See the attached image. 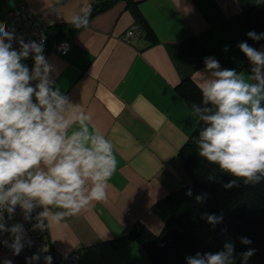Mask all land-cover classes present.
Here are the masks:
<instances>
[{"label": "crops", "instance_id": "obj_1", "mask_svg": "<svg viewBox=\"0 0 264 264\" xmlns=\"http://www.w3.org/2000/svg\"><path fill=\"white\" fill-rule=\"evenodd\" d=\"M105 1L0 0V22L8 9L24 4L50 30ZM128 2L136 6L150 36L135 21ZM262 2L113 0L90 16L86 28L67 38L65 55L44 52L55 68V86L91 116L92 129L111 140L118 161L105 201L50 224L47 241L54 264H69L65 256L73 250L83 264H153L136 241L117 244L116 239L137 225L158 235L163 222L153 204L191 183L177 152L197 123L177 86L189 79L199 89L198 73L209 56L222 68L249 73L251 66L237 45L246 41L264 50V40L246 35L260 33L248 12ZM131 26L136 33L126 41L122 36ZM25 63L31 68L33 60ZM5 261L28 264L0 248V264Z\"/></svg>", "mask_w": 264, "mask_h": 264}, {"label": "clouds", "instance_id": "obj_2", "mask_svg": "<svg viewBox=\"0 0 264 264\" xmlns=\"http://www.w3.org/2000/svg\"><path fill=\"white\" fill-rule=\"evenodd\" d=\"M90 14L91 9H83L70 23L76 29L86 28ZM246 35L255 42L264 40V32ZM44 43V37L25 42L0 22V233L10 234L11 244L3 243L14 255L23 249L26 233L22 224L7 226L5 213L12 219L19 207L30 220L40 208L34 229L60 224L92 202L108 198L109 181L118 165L111 140L92 129L91 116L55 86L51 75L55 68L44 54ZM237 47L251 66L247 74L222 68L215 57L204 58L205 68L198 73L203 106L191 105L196 123L202 125L195 142L207 162L256 185L264 180V50L246 41ZM223 50L227 52L229 46ZM29 58L31 68L25 63ZM74 125L78 128L70 131ZM223 186L237 187V180ZM185 194L191 197L193 190ZM207 199V193L195 196L198 204ZM202 218L214 228L223 215L204 213ZM239 240L243 245L252 243L247 237ZM234 253L235 245L225 242L218 252H197L185 260L186 264H235ZM254 254L251 248L240 253L241 264ZM27 259L39 261L40 255ZM52 260L51 255L44 256L45 264Z\"/></svg>", "mask_w": 264, "mask_h": 264}, {"label": "trees", "instance_id": "obj_3", "mask_svg": "<svg viewBox=\"0 0 264 264\" xmlns=\"http://www.w3.org/2000/svg\"><path fill=\"white\" fill-rule=\"evenodd\" d=\"M113 0H107L94 8L91 15L108 7ZM135 21L150 36L151 32L136 6L131 4ZM89 16V18H90ZM255 28L264 32V2L248 12ZM78 29L71 23L57 25L47 29V42L66 41ZM56 41H51L52 38ZM177 91L191 107L202 105L200 90L189 80L184 79L177 86ZM202 125H196L193 133L179 148L177 158L189 173L191 183L156 201L152 209L161 218L163 227L158 235L137 225L125 236L116 239L117 244L136 241L145 251L153 264H186L185 257L197 252L215 253L223 249L225 242L235 245L234 261L241 264L240 253L251 248L255 254L247 264H264V180L256 185L245 184L243 180L223 172L218 165L200 157L196 140ZM237 180V187L226 189L223 185ZM191 188L193 196L185 193ZM207 193L204 204H198L195 196ZM204 213L223 215L221 223L214 228L202 218ZM240 237L252 241L250 245L240 243Z\"/></svg>", "mask_w": 264, "mask_h": 264}, {"label": "built area", "instance_id": "obj_4", "mask_svg": "<svg viewBox=\"0 0 264 264\" xmlns=\"http://www.w3.org/2000/svg\"><path fill=\"white\" fill-rule=\"evenodd\" d=\"M4 23L7 24L9 31L14 30L16 36L22 37L25 40V42L29 40L39 42L41 37H44L45 38L44 52L52 51L60 55H65L68 51L69 46L66 41L54 42V43H51L50 45L48 44L47 35H46V31H47L46 25L43 23V21L37 14L32 12L24 4L17 6L15 8L8 9L4 14ZM135 33H136V26H131L129 29H127L124 32L122 38L128 41L130 40L132 36L135 35ZM62 45H67V48L62 47ZM13 47L14 48L19 47V44L17 41H13ZM27 60H32V59L29 58ZM41 210L42 209L40 208H36L32 213L33 219H30V220H25L21 212V209L19 207H17L16 213L12 219H8L7 213H5L4 215H5L7 226L9 227L11 226L10 222L12 220H15L16 223L23 225V228L26 233L25 238H24L25 243L19 255H14L11 248L5 245V243H3L4 241H7L8 245L11 244L12 241H11L10 234L0 233V248L10 252L13 256L25 261L28 264H45L44 256H47V255H51L53 258L52 250L47 241V229H44L41 231L39 229L33 228V225L36 223V220L34 219V217ZM27 241H31V244L29 245ZM44 248H47L48 251L47 252L42 251ZM33 254L40 255L39 261L29 262L27 258H30ZM65 257H66V260L69 262V264H83L81 261V255L78 250H73L69 252ZM52 264H54V260H52Z\"/></svg>", "mask_w": 264, "mask_h": 264}]
</instances>
